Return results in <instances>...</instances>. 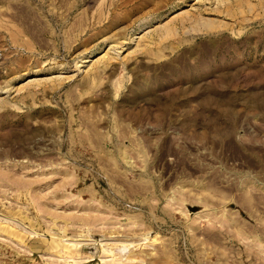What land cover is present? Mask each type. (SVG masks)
I'll list each match as a JSON object with an SVG mask.
<instances>
[{
	"label": "rangeland",
	"instance_id": "374dc122",
	"mask_svg": "<svg viewBox=\"0 0 264 264\" xmlns=\"http://www.w3.org/2000/svg\"><path fill=\"white\" fill-rule=\"evenodd\" d=\"M0 264H264V0H0Z\"/></svg>",
	"mask_w": 264,
	"mask_h": 264
},
{
	"label": "bare ground",
	"instance_id": "6f19581e",
	"mask_svg": "<svg viewBox=\"0 0 264 264\" xmlns=\"http://www.w3.org/2000/svg\"><path fill=\"white\" fill-rule=\"evenodd\" d=\"M141 28V27H140ZM164 32L169 34L171 32V29H168V28H165L164 29ZM139 37H137L138 39ZM123 44H120V43H117V42H114V44H110L109 46H107V52L101 56V60L106 64L108 63L109 61H111V59H113L114 57L117 58L119 56V52H118V49H120L122 47ZM114 60V59H113ZM101 61V62H102ZM85 62V61H83ZM82 62V63H83ZM99 63V62H98ZM104 65V64H103ZM77 69V66L75 67ZM62 78V77H61ZM73 78V77H72ZM35 80V79H34ZM30 81V80H29ZM26 85V84H25ZM21 90V89H20ZM106 245V244H105ZM114 245V244H112ZM116 245V244H115ZM117 246V245H116ZM103 247V246H102ZM120 247V246H119ZM115 248V247H114ZM117 248V247H116ZM121 248V247H120ZM124 248V247H123ZM121 248V249H123ZM126 248V246H125ZM128 248V247H127ZM109 251L113 250V247L109 246L108 248ZM118 250V249H117ZM124 251V250H123ZM122 251V252H123ZM121 254V252H120ZM123 254V253H122Z\"/></svg>",
	"mask_w": 264,
	"mask_h": 264
}]
</instances>
